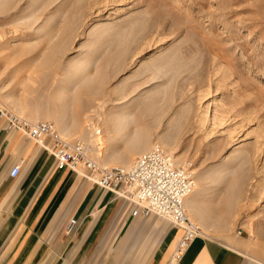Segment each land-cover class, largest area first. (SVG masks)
Here are the masks:
<instances>
[{"label": "rangeland", "instance_id": "1", "mask_svg": "<svg viewBox=\"0 0 264 264\" xmlns=\"http://www.w3.org/2000/svg\"><path fill=\"white\" fill-rule=\"evenodd\" d=\"M0 106L54 122L102 167L163 147L191 173L202 232L264 264V0H0ZM115 220L83 253L53 238L33 264H152L173 228Z\"/></svg>", "mask_w": 264, "mask_h": 264}, {"label": "crops", "instance_id": "2", "mask_svg": "<svg viewBox=\"0 0 264 264\" xmlns=\"http://www.w3.org/2000/svg\"><path fill=\"white\" fill-rule=\"evenodd\" d=\"M4 110L0 106V264H33L53 238H60L61 246L67 242V247L83 253L104 237L114 217L122 219V213L127 215L119 221V231H123L128 220L134 219L129 202L95 183L80 181L68 168H60L51 151L53 139L38 143L22 131L8 130V120L1 116ZM62 130L66 132V128ZM15 165H21V173L11 177ZM72 218L78 224L70 235L62 230ZM135 233L132 226L119 254ZM182 235L183 231L174 227L167 231L152 264H261L245 250L243 239L227 242L206 234L173 260Z\"/></svg>", "mask_w": 264, "mask_h": 264}, {"label": "built area", "instance_id": "3", "mask_svg": "<svg viewBox=\"0 0 264 264\" xmlns=\"http://www.w3.org/2000/svg\"><path fill=\"white\" fill-rule=\"evenodd\" d=\"M7 118L8 130H19L38 143L53 139L51 147L60 168L74 172L85 171L86 177L116 197L127 200L133 218L149 217L153 214L171 221L174 228L181 229L176 254L181 256L194 242L204 235L200 225L194 221L187 209V202L194 191L195 182L187 168L180 165L173 155L156 145L139 155L130 165L102 167L88 152L86 144L64 139L52 121L31 122L9 111H1ZM21 173V165H15L11 177ZM78 224L70 219L69 232ZM177 256V257H178Z\"/></svg>", "mask_w": 264, "mask_h": 264}, {"label": "bare ground", "instance_id": "4", "mask_svg": "<svg viewBox=\"0 0 264 264\" xmlns=\"http://www.w3.org/2000/svg\"><path fill=\"white\" fill-rule=\"evenodd\" d=\"M193 192H194V191H193ZM192 194H193V193H192ZM192 194H191V195H192ZM197 196H198V192H196L194 195H192V197L190 196V197H191V199H190V197H189V199H190V200H194V201H195V199H197V198H198ZM189 199H188V200H189ZM195 207H196V206H195ZM195 207H194V208H195ZM191 216H192V215H191ZM197 220H198V219H197ZM205 222H206V221H205Z\"/></svg>", "mask_w": 264, "mask_h": 264}]
</instances>
